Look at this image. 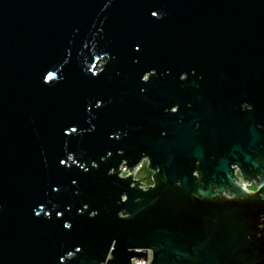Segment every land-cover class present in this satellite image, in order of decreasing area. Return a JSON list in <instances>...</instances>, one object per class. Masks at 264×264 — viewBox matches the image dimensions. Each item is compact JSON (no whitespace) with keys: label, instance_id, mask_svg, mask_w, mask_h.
<instances>
[{"label":"water","instance_id":"1","mask_svg":"<svg viewBox=\"0 0 264 264\" xmlns=\"http://www.w3.org/2000/svg\"><path fill=\"white\" fill-rule=\"evenodd\" d=\"M260 120L264 0H0V264H101L114 238L108 264L147 249L153 264H226L216 212L236 193L218 188L264 159ZM145 156L156 187L142 189Z\"/></svg>","mask_w":264,"mask_h":264},{"label":"flooded vegetation","instance_id":"2","mask_svg":"<svg viewBox=\"0 0 264 264\" xmlns=\"http://www.w3.org/2000/svg\"><path fill=\"white\" fill-rule=\"evenodd\" d=\"M254 107L250 100L239 103V111L243 113H253ZM256 128L264 131V120L256 122ZM257 151L264 156L262 144L257 146ZM251 154L257 166L253 168L249 165H233L231 181L227 180L218 188L221 195L233 190L236 193L235 200L221 205L216 212L220 226L227 229L226 244L230 251L229 255H232L226 264H264V235L261 234L264 233V229L259 227L260 223H264V220H261L264 200L260 199L258 192H253L247 187L254 183L264 191V159L257 154ZM195 173H199L195 175L197 184L204 186L203 175L199 171ZM215 188L213 187V190ZM204 207L209 208L207 204Z\"/></svg>","mask_w":264,"mask_h":264},{"label":"snow or ice","instance_id":"3","mask_svg":"<svg viewBox=\"0 0 264 264\" xmlns=\"http://www.w3.org/2000/svg\"><path fill=\"white\" fill-rule=\"evenodd\" d=\"M150 15H151L152 17H157V16L159 15V10H158V9H157V10H152V9H150ZM134 48H135V50L139 51L140 48H141V45H140L139 43H137V44L134 45ZM97 59H99V57H97ZM93 68H95V65H93ZM194 71H195V70L193 69V72H194ZM145 73H146V74H145ZM156 74H157V69H156L155 67H152L151 70H146V71L142 74L141 79H142L144 82H149V81H150V78L153 77V76H155ZM92 75H93V76H96V75H98V74H97L96 72H93ZM188 75H189V73H188L187 71H183V72L180 73L179 79H180L181 81H183V80H185V79L188 77ZM54 76H55V73H53V72H49L47 75H44L43 79H44V81H45L46 83H48V82H51V81H52V78H53ZM102 104H103L102 99H97V100H96V107H97V108H100V107L102 106ZM179 109H180V105H178V107H173V106H171L168 110H169L171 113L175 114V113L178 112ZM89 111H91V109H89ZM94 128H95V125H93V129H94ZM63 131H64L65 135H70L71 133H76V132L78 131V129H77V127H72V126L68 125V126H66V127L64 128ZM112 138L119 139V136L114 135ZM108 155H112V153L109 152ZM121 155H124V152L121 153ZM148 155L151 156L150 154H148ZM71 159H73V157H71V156H69L67 159H63V158H61V159L59 160V164H60V165H68V161L71 160ZM80 167H81V168H84V165H80ZM93 167H99V166L93 164ZM85 171H87V169H85ZM114 172H115V169L113 170V173H114ZM113 173H111V174L108 173V174H109V175H113ZM198 174H199V173H195V175H198ZM124 177H127V176H124ZM163 181H164L165 183L167 182V175H166V174L163 176ZM71 183L75 185V184H77V180H76V179H73V180L71 181ZM152 186H153V187H156L155 184H153ZM53 191H54V192H59V191H60V188L57 187V186H53ZM251 191H253V192H258V193H259V197H260V199H261V200H264V191H262L259 187H256L254 190H251ZM124 200H125V201L128 200V197H125ZM89 207H90L89 203H83V205H82V207H81V209H80L81 213H83L85 209H89ZM44 208H45V204H44V203H40V204L38 205V207H37L38 210H37V212H36V215L39 216V215L41 214V210L44 209ZM90 214H91V217H96V216L99 214V212H97V211H91ZM51 215H52V213H49V216H51ZM55 215H56L57 217H63V216H64V213H63L62 211H56V212H55ZM120 218H121V219H126V220H130V219H132V217H126L123 213L120 214ZM66 221H67V220H64V222H63V227H64L65 229H72V227H73V223H66ZM259 227H260L261 229H264V223H260V224H259ZM261 234L264 235V233H261ZM78 246H79V247H78ZM117 246H118V239H116V238L112 239V240H111V243H110V246L108 247V250H107L106 256H105V258L103 259L104 264H108L109 261H114V260L116 259L114 253H115V250H116ZM81 251H82V247H81L80 245H76L75 248H74V251H67V253H71V255H67V256H68V257H74V256L77 255V253H79V252H81ZM136 251L139 252V251H143V250L136 249ZM147 251H148V250H147ZM157 251H158V249H157ZM59 259H60L61 261H64V260H65V255L60 256Z\"/></svg>","mask_w":264,"mask_h":264},{"label":"clouds","instance_id":"4","mask_svg":"<svg viewBox=\"0 0 264 264\" xmlns=\"http://www.w3.org/2000/svg\"><path fill=\"white\" fill-rule=\"evenodd\" d=\"M143 91V89H142ZM148 162V157L145 156L144 160L142 161L141 165L139 167L144 168L147 165ZM195 175V173H193ZM129 175L128 169L124 168V170L121 172V176H127ZM145 175L144 172H138L136 175V178L139 179L141 176ZM149 184H153V181L151 180L150 174H149V179L147 181H145V185H142V187H145ZM247 187H249L251 190H254L256 188V185L253 183L252 185H247ZM261 220H264V213L261 214ZM68 223V222H66ZM79 247V246H78ZM142 250V249H139ZM148 259L147 261H136L135 258H133L134 264H151L152 258H153V253H152V249H148ZM67 255H71V253H67Z\"/></svg>","mask_w":264,"mask_h":264},{"label":"rangeland","instance_id":"5","mask_svg":"<svg viewBox=\"0 0 264 264\" xmlns=\"http://www.w3.org/2000/svg\"><path fill=\"white\" fill-rule=\"evenodd\" d=\"M104 61H105V60L100 61L98 66H100L102 63H104ZM143 160H144V159H143ZM143 160L140 161V165H141V163H142ZM147 164H148V162H147ZM120 171H121V172L123 171L122 168H121ZM121 172H120L119 175H121ZM138 172H144L145 175H143V176H141L139 179H137V178H136V175H137ZM154 173H155V172L152 171V170L146 165L144 168H141V167H140V168L134 173V175H133L132 177H133V179H135V180H139V182L142 183V184H138V186H139L140 188H142V189H146V188H148V186H151L152 184L147 185L146 188H145V187H142V185H145V181H147V180L149 179V174H150V177H151V180H152V175H153ZM147 250H148V249H147ZM147 254H148V252H147ZM148 255H149V254H148ZM136 259H139V260H140V259H144V258H143V257H141V258H135V260H136ZM101 264H104V262H102ZM133 264H134V263H133ZM151 264H153V263L151 262Z\"/></svg>","mask_w":264,"mask_h":264},{"label":"built area","instance_id":"6","mask_svg":"<svg viewBox=\"0 0 264 264\" xmlns=\"http://www.w3.org/2000/svg\"><path fill=\"white\" fill-rule=\"evenodd\" d=\"M140 166V163L136 166L137 167V169H136V171L140 168L139 167ZM122 168V167H121ZM122 170H124V168H122ZM121 172V171H120ZM120 172H119V174H120ZM134 175V174H133ZM139 187V186H138ZM148 252V251H147ZM149 254V253H148ZM148 254H147V256H146V259H136V261H141V260H143V261H147V259H148ZM134 263V261H133V259H132V264Z\"/></svg>","mask_w":264,"mask_h":264}]
</instances>
